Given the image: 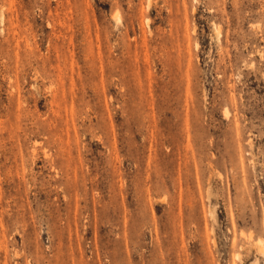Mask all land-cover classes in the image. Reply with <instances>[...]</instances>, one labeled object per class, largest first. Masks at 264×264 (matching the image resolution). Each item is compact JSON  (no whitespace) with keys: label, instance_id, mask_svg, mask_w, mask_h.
<instances>
[{"label":"rangeland","instance_id":"374dc122","mask_svg":"<svg viewBox=\"0 0 264 264\" xmlns=\"http://www.w3.org/2000/svg\"><path fill=\"white\" fill-rule=\"evenodd\" d=\"M0 264H264V0H0Z\"/></svg>","mask_w":264,"mask_h":264}]
</instances>
